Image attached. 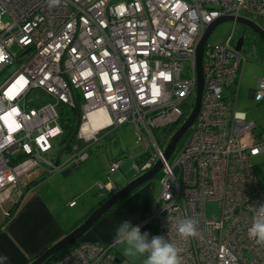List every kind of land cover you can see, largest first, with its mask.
<instances>
[{
    "label": "built area",
    "instance_id": "2783aa9c",
    "mask_svg": "<svg viewBox=\"0 0 264 264\" xmlns=\"http://www.w3.org/2000/svg\"><path fill=\"white\" fill-rule=\"evenodd\" d=\"M225 15L264 28V0H0V76L16 65L0 77V207L12 205L5 217L24 196L26 177L78 167L103 131L131 124L145 154L132 164L137 174L162 162L160 193L143 222H156V236L179 249L182 264H264V246L248 235L264 205L253 162L264 155V128L237 108L245 59L231 44L233 32L224 43L206 44L198 115L175 161L164 158L195 102L197 43ZM249 98L264 100V75ZM65 107L78 116L69 150L57 140ZM65 151L70 158L60 165ZM120 163H110L99 193L118 189L109 175ZM210 201L219 206L217 218L207 215ZM188 218L199 235L183 239L177 229ZM111 250L80 241L51 264H132Z\"/></svg>",
    "mask_w": 264,
    "mask_h": 264
},
{
    "label": "rangeland",
    "instance_id": "374dc122",
    "mask_svg": "<svg viewBox=\"0 0 264 264\" xmlns=\"http://www.w3.org/2000/svg\"><path fill=\"white\" fill-rule=\"evenodd\" d=\"M232 32V45L235 44L237 38L240 36H244L246 40L244 41L245 43L241 49L245 63L241 71L237 108L245 111L247 118L256 122L259 125L258 129H261L264 128V100L256 104L245 100L247 91L255 88L258 79L264 75V42H262L258 35L251 31V29L247 26L234 21H226L215 27L207 39V44L215 45L224 43ZM15 67L16 65L5 69L0 77L4 78L8 76L11 72H13ZM224 95L228 96L227 90H225ZM63 113L64 118H70L73 116L71 110L66 107L63 108ZM190 131H192V127H190L178 141L175 150L168 159L169 162L173 163L175 161L181 148L186 143ZM155 134L159 140V144L164 148L167 141L161 139V131L155 130ZM62 138L63 134H61L57 140H61ZM53 142H56V140ZM57 148L58 147L56 145L55 150ZM87 152L89 155L88 160L81 163V165L75 169V171H73L67 179H61V176L63 177L62 171L64 169L62 166V169L60 168L58 170L61 175L60 179L46 185L44 188V190L48 188L49 192L56 197V201L61 212H67L70 214L72 212L77 213L82 209H85L81 208L83 202L88 204L92 196L95 198L93 200V207H97L98 202L102 198L106 197V194L102 193L100 194L102 196H98L96 180L98 178L102 182L107 180L106 173L110 171V163L113 160L121 159V163L119 168L110 172L109 177L115 185L121 187L127 183V180L130 181L139 175L132 166L133 162L141 165L142 161L145 159L144 146L138 141L135 127L131 124L112 127L107 131H103L100 140L92 144L87 149ZM70 155L69 151L63 152L60 157V165L70 158ZM47 156L50 157V159L54 158V155L50 156V154H48ZM253 162L256 164L258 176L260 179L264 180V155L254 157ZM105 169L107 171L104 173ZM55 172L47 174L46 178ZM146 184L151 186L153 195L151 200L152 204L160 193L161 183L156 175L143 185ZM71 201H74L77 205L75 207H70L71 205L69 203ZM92 208H89L86 214H88ZM206 210L207 215L211 218H217L219 216V206L217 202H208ZM150 225L152 228L155 227L156 229V222H152ZM111 251L115 254L117 251L116 247L112 248ZM146 256L147 254L141 256L136 261H131L126 258L122 259L127 260L132 264H143Z\"/></svg>",
    "mask_w": 264,
    "mask_h": 264
},
{
    "label": "crops",
    "instance_id": "0c3cea01",
    "mask_svg": "<svg viewBox=\"0 0 264 264\" xmlns=\"http://www.w3.org/2000/svg\"><path fill=\"white\" fill-rule=\"evenodd\" d=\"M253 89L247 91L245 101L252 103L249 96ZM78 167L64 165L62 173L65 178L58 171L47 178V174H31L25 178V182L36 181V183L25 190L24 196L7 219L4 211L12 207L11 203L0 207V257H7L3 264H30L45 248L69 234L86 218L87 211L94 206V196L88 204L83 202L81 208L85 209L69 214L60 211L56 197L49 192L48 188L44 190L46 185L58 181L60 176L61 179H67ZM106 171L105 169L104 173ZM98 182L102 181L98 178L96 184ZM100 194L98 191V196H102ZM152 196L150 185L146 184L137 188L88 230L83 237L84 240L114 248L112 241L122 220H130L133 225L139 226L142 234L149 233V239L156 236L155 227L152 228L150 224L143 222L149 213ZM76 205L74 202L70 207ZM115 247L120 258L136 261L141 257H127L123 254V246Z\"/></svg>",
    "mask_w": 264,
    "mask_h": 264
},
{
    "label": "water",
    "instance_id": "95a60500",
    "mask_svg": "<svg viewBox=\"0 0 264 264\" xmlns=\"http://www.w3.org/2000/svg\"><path fill=\"white\" fill-rule=\"evenodd\" d=\"M226 21H234L241 23L248 28L251 29L254 33L258 35V37L264 42V28H262L258 23L248 18L242 16H234V15H225L220 16L214 19L205 29L204 33L201 35L196 48V74H197V83H196V93H195V102L193 108L185 119V121L179 126V128L172 135L170 141L168 142L165 151L164 158L168 159L173 153L178 141L181 137L187 132L190 126L195 121L196 116L198 115L201 97L203 92V73H202V59L204 48L207 44V39L211 32L215 29V27ZM245 38L244 36H240L237 38L235 42V49L241 51L242 46L244 44ZM252 93V92H251ZM72 167V165H70ZM162 167V162L158 160L149 170L139 174L134 179L127 182L125 185L119 187L114 193H112L109 197H107L101 204H99L95 209L89 213V215L69 234L62 237L60 240L51 244L47 248H45L40 254H38L30 264H43L45 260H47L50 256L60 251L61 249L73 244L78 239H80L88 230H90L99 219L107 213L112 207L119 204L121 200L127 197L134 190L142 186L145 182L149 181L153 177L157 175ZM118 261V259H116Z\"/></svg>",
    "mask_w": 264,
    "mask_h": 264
},
{
    "label": "clouds",
    "instance_id": "9594fccd",
    "mask_svg": "<svg viewBox=\"0 0 264 264\" xmlns=\"http://www.w3.org/2000/svg\"><path fill=\"white\" fill-rule=\"evenodd\" d=\"M197 221L192 218L180 221L178 233L183 239L195 238L199 235ZM249 238L256 244L264 246V205L260 206L248 230ZM112 246H123V254L130 258L147 254L143 264H182L179 249L163 236H152L141 233L139 226L133 225L130 220H122L118 225ZM7 257H0L3 264Z\"/></svg>",
    "mask_w": 264,
    "mask_h": 264
},
{
    "label": "trees",
    "instance_id": "16d2710c",
    "mask_svg": "<svg viewBox=\"0 0 264 264\" xmlns=\"http://www.w3.org/2000/svg\"><path fill=\"white\" fill-rule=\"evenodd\" d=\"M246 41V40H245ZM245 43V42H244ZM47 99H48V97H47ZM32 103H34V102H32ZM35 104V103H34ZM192 105H193V101H191L190 102V104H189V106H188V108L186 109V111H185V114H188L190 111H191V108H192ZM77 121H78V116H77V113H75V112H73V116H71L70 118H62V126H63V129H64V133H63V138H62V142H63V147H65L66 146V150H69L70 149V146H71V143H72V141H74V133H75V130H76V125H77ZM171 131H172V127L171 128H167V129H165L164 131H163V133L164 132H167V135H168V133L169 134H171ZM62 147V148H63ZM117 160V159H116ZM34 183H36V181H32V182H30L27 186H26V188L25 189H27L28 187H30L31 185H33ZM117 188H119L118 186H117ZM110 195H106V197H104V198H102L99 202H98V204H97V206L99 205V204H101L107 197H109ZM16 205H18V204H16ZM16 205L11 209V213L14 211V209L16 208ZM118 205V204H117ZM117 205H115L114 207H112L107 213H109L111 210H113ZM96 207H93L91 210H90V212L89 213H91V211L93 210V209H95ZM89 213L87 214V216L89 215ZM107 213H105L103 216H105ZM86 216V217H87ZM102 216V217H103ZM9 217V216H8ZM8 217H6V219L8 218ZM101 217V218H102ZM100 218V219H101ZM5 219V220H6ZM99 219V220H100ZM85 235V234H84ZM84 235L80 238V239H78L76 242H74L73 244H71V245H69V246H67V247H65V248H63V249H61L60 251H58V252H56L55 254H53L52 256H50L47 260H45L44 262H43V264H51L54 260H56L57 258H59V257H61L63 254H65V253H67V252H69L71 249H73L80 241H88V240H84ZM115 256H117V257H119L116 253H115ZM119 259H122V258H120L119 257Z\"/></svg>",
    "mask_w": 264,
    "mask_h": 264
},
{
    "label": "bare ground",
    "instance_id": "6f19581e",
    "mask_svg": "<svg viewBox=\"0 0 264 264\" xmlns=\"http://www.w3.org/2000/svg\"><path fill=\"white\" fill-rule=\"evenodd\" d=\"M98 116L99 115H96V114L92 115L91 120H92L93 124H95V121L98 118Z\"/></svg>",
    "mask_w": 264,
    "mask_h": 264
},
{
    "label": "snow or ice",
    "instance_id": "6c2138e0",
    "mask_svg": "<svg viewBox=\"0 0 264 264\" xmlns=\"http://www.w3.org/2000/svg\"><path fill=\"white\" fill-rule=\"evenodd\" d=\"M0 59H2V57H0Z\"/></svg>",
    "mask_w": 264,
    "mask_h": 264
}]
</instances>
